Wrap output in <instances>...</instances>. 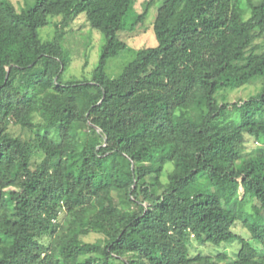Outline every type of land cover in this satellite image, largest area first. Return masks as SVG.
Segmentation results:
<instances>
[{
  "label": "trees",
  "instance_id": "obj_1",
  "mask_svg": "<svg viewBox=\"0 0 264 264\" xmlns=\"http://www.w3.org/2000/svg\"><path fill=\"white\" fill-rule=\"evenodd\" d=\"M138 1L0 0V264H264V0H164L158 45L111 77ZM84 12L106 41L65 81Z\"/></svg>",
  "mask_w": 264,
  "mask_h": 264
},
{
  "label": "rangeland",
  "instance_id": "obj_2",
  "mask_svg": "<svg viewBox=\"0 0 264 264\" xmlns=\"http://www.w3.org/2000/svg\"><path fill=\"white\" fill-rule=\"evenodd\" d=\"M16 5L27 7L34 4L35 0H12ZM145 0H139L137 3L138 10H143V2ZM164 0H155L149 10V14L144 22L143 26L138 27L134 31H123L121 37L128 43V48L119 56L111 58L107 64L106 71L111 77L119 76L124 67L131 62L137 51L140 48L151 47L158 45L153 24L158 14L159 7ZM51 23L47 26L39 28L38 32L43 40H48L53 37L54 22L59 20L57 17H50ZM63 45L66 52V56L69 59L68 66L63 75L65 81L72 79H87L91 78L94 68L97 66L102 47L105 44L106 38L102 32L93 28L88 21L87 13H81L76 16L70 25L65 28ZM262 86L261 79H257L250 84L241 88L226 91V98L230 102H235L240 99H246L249 96L257 93ZM221 95L223 94L220 93ZM219 100L223 101L222 97ZM10 131L15 135H25L23 130L19 126L12 125ZM247 146L252 149L255 146L252 138L248 139ZM236 230L240 233L246 234L248 237L249 232L241 223L236 225ZM99 237L98 234L92 233L85 237L88 241H94ZM195 243V242H194ZM259 247V244L254 241ZM199 243L194 244L195 250L203 249L210 250L211 246H205ZM237 248L236 244L223 245L221 250H227L230 254Z\"/></svg>",
  "mask_w": 264,
  "mask_h": 264
}]
</instances>
